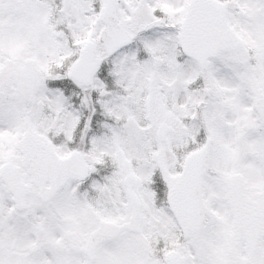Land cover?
<instances>
[{"label":"snow or ice","instance_id":"snow-or-ice-1","mask_svg":"<svg viewBox=\"0 0 264 264\" xmlns=\"http://www.w3.org/2000/svg\"><path fill=\"white\" fill-rule=\"evenodd\" d=\"M0 264H264V0H0Z\"/></svg>","mask_w":264,"mask_h":264}]
</instances>
